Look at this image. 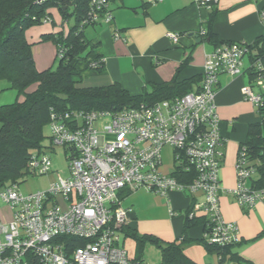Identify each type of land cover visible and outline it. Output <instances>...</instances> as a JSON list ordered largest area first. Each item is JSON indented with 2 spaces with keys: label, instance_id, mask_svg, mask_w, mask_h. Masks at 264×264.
Here are the masks:
<instances>
[{
  "label": "built area",
  "instance_id": "1",
  "mask_svg": "<svg viewBox=\"0 0 264 264\" xmlns=\"http://www.w3.org/2000/svg\"><path fill=\"white\" fill-rule=\"evenodd\" d=\"M216 1L195 0L210 9ZM92 2L98 5L103 0ZM259 14L264 23V10ZM111 18L107 10L103 20ZM180 36L167 32L173 44H179ZM247 52L244 42L215 46L206 55L199 87L171 99L118 111L52 110L51 144L70 148L68 176L27 194L16 183L0 188V200L11 209L8 221L0 218V264H28L31 256L41 264H140L120 244V228L131 222L132 209L121 206L118 195L120 190L140 187L165 198L173 190L200 192L203 199L191 204L188 216L205 218V241L217 246L239 241L237 224L223 219L219 210L222 138L215 97L218 75L238 74ZM102 63L103 58L92 61L89 68L96 70ZM256 84L264 90V73ZM243 95L255 106L261 99L248 86ZM105 118L108 124L100 126ZM166 146L172 151L170 171L163 169ZM27 167L35 175L46 174L52 161L45 153L35 154ZM176 168L192 173L193 178L178 180L171 175ZM235 169L236 185L230 192L237 203L247 208L264 203V187L251 185L255 168L243 148ZM60 235L82 243L66 251L56 241Z\"/></svg>",
  "mask_w": 264,
  "mask_h": 264
},
{
  "label": "crops",
  "instance_id": "2",
  "mask_svg": "<svg viewBox=\"0 0 264 264\" xmlns=\"http://www.w3.org/2000/svg\"><path fill=\"white\" fill-rule=\"evenodd\" d=\"M263 6L264 0H217L211 9L197 4L195 0H114L110 5L111 21L96 23L101 26L94 35V31L89 36L84 31L86 37L99 40L98 51L103 55V69H86L85 64L79 62L78 67L83 68L81 85L94 87L117 82L131 94H138L150 90L152 84L170 81L175 76L177 80L199 78L206 55L217 45L203 38L196 43V38L188 34H198L210 10L215 9L212 30L219 44L227 41L251 42L264 33V23L259 14ZM54 14L56 18L60 17L56 10ZM43 27L45 31L55 30L53 23ZM35 31L41 34L37 29ZM169 31L181 34L179 44H173L167 37ZM38 39L37 36L34 41ZM183 60L185 62L181 65ZM248 66L249 60L245 55L238 74L218 75L215 101L222 138L218 203L223 219L238 226L240 238L230 246L231 251L249 263L264 264V203L257 202L247 208L239 205L230 192L236 185L235 162L240 144L245 139L248 125L258 119L257 106L243 95L247 86L253 94L260 93L257 84H250L246 72ZM198 84L193 85V91L199 87ZM257 176L255 172L251 180ZM125 191L118 192L120 204L132 209L131 226L139 234L154 235L162 242L184 237L183 252L195 264H241L228 258L220 262L217 253L206 248L202 223L185 228L191 204L203 199L200 192L188 194L173 190L165 198L141 189L122 201L130 194ZM10 217V207L0 200L1 220L8 221ZM120 244L130 257L137 256L136 242L122 231ZM146 246L141 252L142 264H160V247L155 243Z\"/></svg>",
  "mask_w": 264,
  "mask_h": 264
},
{
  "label": "trees",
  "instance_id": "3",
  "mask_svg": "<svg viewBox=\"0 0 264 264\" xmlns=\"http://www.w3.org/2000/svg\"><path fill=\"white\" fill-rule=\"evenodd\" d=\"M113 1L103 0L98 6L92 0H0V79H6L9 87L17 91L15 101L0 104V188L14 183L19 185L26 175H35L30 173L28 162L32 155L44 153L46 139H49V147H55L51 144L50 131L49 135L45 134L52 110L118 111L141 103L149 105L184 95L193 90V85L198 84L199 79L201 81V75L199 78L182 80H177L175 76L170 81L152 84L150 90L138 94H131L117 82L94 87L81 85L83 68L78 67V63L83 62L84 68L91 69L90 62L103 58L98 51L99 40L86 37L84 29L101 22L105 12H111L110 5ZM262 9L264 10V6ZM55 10L62 23L68 18H72L73 23L66 30L45 31L37 41H29L24 34L25 30L35 25L54 23ZM214 12L215 9L210 10L198 35L219 45L218 37L212 30ZM47 39L56 45V65L54 68L49 66L38 69L32 46ZM229 42L234 41L225 43ZM244 43L249 60L246 72L253 85L264 73V33L251 42ZM184 62L183 60L181 65ZM102 69L103 63L96 71ZM260 95L261 99L256 107L258 119L248 125L245 139L239 148L245 149L246 156L258 175L251 180V185L256 188L264 187V90L260 91ZM64 148L68 153L70 148ZM186 173L188 172L184 169L176 168L171 175L180 181H190L193 175ZM126 191V194L130 192ZM118 195L120 196L119 193ZM198 222L203 224L205 230V218H190L187 212L185 228ZM120 231L136 242L138 253L134 259L140 264L141 252L147 243H155L160 247V264H195L183 252L186 240L184 237L162 242L154 235L139 234L131 226V222L121 227ZM203 240L209 251L217 253L220 262L228 258L241 264H252L231 251L230 246L234 243L217 246L208 244L204 238ZM56 241L62 243L66 251L82 243L81 239L68 235H60ZM28 264L41 263L31 256Z\"/></svg>",
  "mask_w": 264,
  "mask_h": 264
},
{
  "label": "rangeland",
  "instance_id": "4",
  "mask_svg": "<svg viewBox=\"0 0 264 264\" xmlns=\"http://www.w3.org/2000/svg\"><path fill=\"white\" fill-rule=\"evenodd\" d=\"M61 17L56 18L55 14L53 13V27L55 28V31L59 29H64L66 30L69 25L73 23L72 18H68L66 21L62 23ZM102 24H107L103 19H101ZM43 24L40 25H35L30 29L25 30L24 34L26 38L29 41H34L35 38L40 37V34L35 31L37 29L40 33L45 32V28L42 26ZM52 26V25H51ZM101 26L100 24L96 25H88L85 27L84 31L85 33L89 36L92 32L93 35L96 34V30L98 27ZM41 27L42 30H39ZM91 33V34H92ZM34 35V36H32ZM86 36V35H85ZM32 54L35 60V64L37 65L38 69H44L46 67L52 66L53 68L56 65V45L54 42L50 39L44 40L40 43L33 44L32 46ZM17 97V91L13 88L9 87L8 82L6 79H0V104H8L12 103L15 101ZM20 98V97H19ZM109 119L105 118L100 122V126L103 124H108ZM45 134L49 135V126L45 127ZM110 138V136H108ZM45 147L43 148L44 153L49 155L52 161V168L51 170L46 173V174H41V175H26L23 180L19 182V189L22 193L27 194V193H32L38 190H44L47 189L48 186L57 181V179L61 177H66L68 176V157L66 153V148L62 146H55L54 148L49 147L50 142L49 139H46L45 141ZM172 151L169 147H164L162 150V158H163V163H164V169L167 171H170L172 168ZM145 190L144 188H136L130 191V194L122 198V201L127 200L130 195L136 191L139 190ZM146 191V190H145ZM152 193V192H151ZM154 194V193H153ZM148 244V243H147ZM153 246H156L153 244ZM145 245V249H146ZM143 248V249H144ZM155 248V247H154ZM160 250V249H159Z\"/></svg>",
  "mask_w": 264,
  "mask_h": 264
},
{
  "label": "water",
  "instance_id": "5",
  "mask_svg": "<svg viewBox=\"0 0 264 264\" xmlns=\"http://www.w3.org/2000/svg\"><path fill=\"white\" fill-rule=\"evenodd\" d=\"M188 35L193 36L194 38H196V41H195L196 43L201 41V37L198 34H196V33L191 32Z\"/></svg>",
  "mask_w": 264,
  "mask_h": 264
}]
</instances>
